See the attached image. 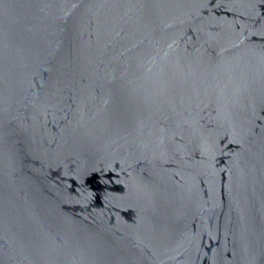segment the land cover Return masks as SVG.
I'll use <instances>...</instances> for the list:
<instances>
[{"label": "water", "instance_id": "water-1", "mask_svg": "<svg viewBox=\"0 0 264 264\" xmlns=\"http://www.w3.org/2000/svg\"><path fill=\"white\" fill-rule=\"evenodd\" d=\"M0 264H264V0H0Z\"/></svg>", "mask_w": 264, "mask_h": 264}]
</instances>
